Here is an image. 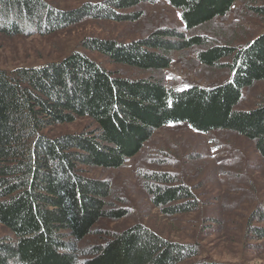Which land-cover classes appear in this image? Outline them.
Masks as SVG:
<instances>
[{
	"label": "trees",
	"instance_id": "16d2710c",
	"mask_svg": "<svg viewBox=\"0 0 264 264\" xmlns=\"http://www.w3.org/2000/svg\"><path fill=\"white\" fill-rule=\"evenodd\" d=\"M146 1L151 0H107L66 11L45 0H0V31L50 33L87 15L137 20L141 13L121 10ZM168 1L193 31L227 15L239 0ZM252 10L264 15V6ZM82 45L113 62L153 71L169 68L175 51L202 47L199 60L215 67L228 59L231 78L213 87L177 88L162 78L115 75L84 51L44 65L0 68V223L12 234L0 238V264H177L195 255V246L167 240L142 223L90 247L89 257L80 259L77 242L100 219L127 214L109 208L110 181L85 175L81 166L119 168L155 130L175 123L202 133L237 132L264 156V103L238 108L244 90L264 80V33L243 47L211 44L206 36L177 28H159L127 43L87 38ZM83 117L95 128L46 133ZM146 184L167 215L197 207L191 187L170 172H153ZM256 233L264 238V227H256Z\"/></svg>",
	"mask_w": 264,
	"mask_h": 264
},
{
	"label": "rangeland",
	"instance_id": "374dc122",
	"mask_svg": "<svg viewBox=\"0 0 264 264\" xmlns=\"http://www.w3.org/2000/svg\"><path fill=\"white\" fill-rule=\"evenodd\" d=\"M55 8L71 11L86 4L107 0H45ZM264 6V0H239L231 11L208 24L187 30L182 11L168 0H151L124 13H141L137 20L117 21L97 16H82L74 23L50 33L25 30L20 33L0 31V68L15 70L59 61L75 51H84L115 75L128 78H162L166 85L213 87L230 80L228 59L209 67L198 58L202 47L172 54L171 66L164 70H143L113 62L108 56L84 48L87 38H102L121 43L149 35L159 28H177L187 35L201 34L211 44L243 47L264 33V15L252 10ZM264 103V80L244 90L240 109ZM93 120L78 118L71 123L56 124L46 130L51 136L80 133L95 128ZM89 177L110 181V209H124L119 219L102 218L92 232L77 242L80 259L89 257L88 249L107 242L115 234L142 223L170 241L193 245L196 254L177 264H194L209 260L224 263L264 264V238L256 227H264V156L252 140L231 130L198 132L188 124L175 123L155 130L142 150L119 168L82 165ZM170 172L178 182L189 185L195 193L197 207L167 215L151 199L148 175ZM12 237L0 223V238Z\"/></svg>",
	"mask_w": 264,
	"mask_h": 264
}]
</instances>
